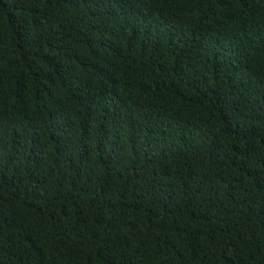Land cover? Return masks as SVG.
Wrapping results in <instances>:
<instances>
[{
  "label": "trees",
  "instance_id": "trees-1",
  "mask_svg": "<svg viewBox=\"0 0 264 264\" xmlns=\"http://www.w3.org/2000/svg\"><path fill=\"white\" fill-rule=\"evenodd\" d=\"M0 264H264V0H0Z\"/></svg>",
  "mask_w": 264,
  "mask_h": 264
}]
</instances>
